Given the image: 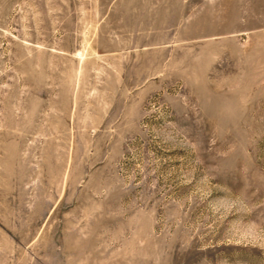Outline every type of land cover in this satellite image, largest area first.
I'll return each instance as SVG.
<instances>
[{
	"label": "rangeland",
	"instance_id": "374dc122",
	"mask_svg": "<svg viewBox=\"0 0 264 264\" xmlns=\"http://www.w3.org/2000/svg\"><path fill=\"white\" fill-rule=\"evenodd\" d=\"M0 264H264V0H0Z\"/></svg>",
	"mask_w": 264,
	"mask_h": 264
}]
</instances>
